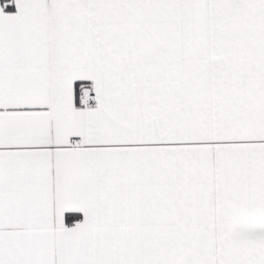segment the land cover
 Masks as SVG:
<instances>
[{
    "label": "snow or ice",
    "instance_id": "obj_1",
    "mask_svg": "<svg viewBox=\"0 0 264 264\" xmlns=\"http://www.w3.org/2000/svg\"><path fill=\"white\" fill-rule=\"evenodd\" d=\"M0 264H264V0H0Z\"/></svg>",
    "mask_w": 264,
    "mask_h": 264
},
{
    "label": "trees",
    "instance_id": "obj_2",
    "mask_svg": "<svg viewBox=\"0 0 264 264\" xmlns=\"http://www.w3.org/2000/svg\"><path fill=\"white\" fill-rule=\"evenodd\" d=\"M7 11H11V10H13V7H11V8H9V9H6Z\"/></svg>",
    "mask_w": 264,
    "mask_h": 264
},
{
    "label": "crops",
    "instance_id": "obj_3",
    "mask_svg": "<svg viewBox=\"0 0 264 264\" xmlns=\"http://www.w3.org/2000/svg\"><path fill=\"white\" fill-rule=\"evenodd\" d=\"M7 11V10H6ZM11 11H14V6H13V10H11Z\"/></svg>",
    "mask_w": 264,
    "mask_h": 264
}]
</instances>
